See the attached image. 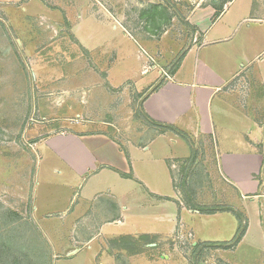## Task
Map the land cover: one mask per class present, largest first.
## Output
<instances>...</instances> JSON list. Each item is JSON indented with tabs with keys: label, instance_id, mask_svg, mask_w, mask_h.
Wrapping results in <instances>:
<instances>
[{
	"label": "crops",
	"instance_id": "obj_1",
	"mask_svg": "<svg viewBox=\"0 0 264 264\" xmlns=\"http://www.w3.org/2000/svg\"><path fill=\"white\" fill-rule=\"evenodd\" d=\"M174 1L191 6H182L181 14L194 30L195 44L185 50L178 69L143 96L140 110L154 123L183 132L192 146L147 121L112 124L100 119V106L106 108L113 97L100 87L103 78L83 62H77V126L39 142L43 152L28 197L30 218L41 226L54 210L58 226L70 227L73 248L61 251L70 262L82 246L89 248L94 242L108 256L104 264H119L116 251L126 250V243L136 239L169 252L179 235L188 233L193 257L197 245L233 239L238 226L233 211L242 216L244 227L233 264H256L259 251L242 248L252 223L264 243V124L259 121L264 117V67L252 64L264 53V0ZM236 3V10L226 17ZM103 13L106 19L124 14ZM234 18H240L237 25ZM240 25L246 30L239 43L233 34ZM171 45H163V53L174 48ZM234 52L242 54L240 61H234ZM178 141L190 148L187 155H176ZM153 146L156 151L148 156ZM192 153L195 160L188 169L183 206L176 182L181 179L180 165ZM56 178L61 184L51 188ZM170 187L174 197L166 193ZM189 202L231 212L200 214ZM203 248L196 255L207 249L224 260L230 255L223 247Z\"/></svg>",
	"mask_w": 264,
	"mask_h": 264
},
{
	"label": "rangeland",
	"instance_id": "obj_2",
	"mask_svg": "<svg viewBox=\"0 0 264 264\" xmlns=\"http://www.w3.org/2000/svg\"><path fill=\"white\" fill-rule=\"evenodd\" d=\"M182 6L191 9L188 3L174 0H0V264L107 262L98 242L82 246L77 259L68 261L61 251L73 248V236L70 227L58 226L54 210H49L52 216L41 226L31 220L28 197L43 152L39 142L77 126V62L103 78L100 87L113 97L106 108L100 106V119L112 124L147 123L140 110L143 96L161 84L179 56L195 44ZM237 6L231 5L226 17ZM104 11L124 14L106 19L101 15ZM245 28L240 25L233 34L235 42L240 43ZM167 43L174 48L165 54L162 46ZM234 53V61H240L242 54ZM252 64L264 67V53ZM259 121L264 124V117ZM155 151L153 146L148 156ZM189 152L183 141L177 142V156ZM49 184L56 188L61 178ZM178 189V201L186 206L188 191L185 186ZM174 191L170 187L166 193L174 197ZM248 232L242 251L257 249L256 264H264L261 231L252 223ZM130 243L122 252L115 250L119 264H233V253H239L235 246L226 247L229 263L213 249L192 257L191 248L186 250L179 242L171 244V252L151 249L137 239ZM106 245L112 249L111 243Z\"/></svg>",
	"mask_w": 264,
	"mask_h": 264
},
{
	"label": "trees",
	"instance_id": "obj_3",
	"mask_svg": "<svg viewBox=\"0 0 264 264\" xmlns=\"http://www.w3.org/2000/svg\"><path fill=\"white\" fill-rule=\"evenodd\" d=\"M183 56H184V54L179 56V58L177 59V62L173 68L174 71L176 69H178V67H179V65L183 59ZM144 117H145V120L147 122H149L150 124L169 129L171 132L176 134L180 139H182L187 145L192 146V142L183 132H181L178 129L173 128V127H168V126L166 127L164 125L156 124L153 121H151L150 119H148L146 116H144ZM194 160H195V155L193 154L190 159H187L184 161L185 166H183V167L181 166L182 167L181 168V181L179 184L180 189H183V187L185 186V181H186L188 169L193 164ZM189 207L191 208V210L196 211L200 214H214L217 212H225V211L231 212L230 210L225 209V208H202V207H198V206H195L192 202H189ZM231 213L235 216L237 224H238L237 230H236V233H235V236L233 237V239L228 243H207V244L197 245V246H195L194 251H193L194 256L196 255V253H200L204 249L203 247H205V248L206 247H212V248L223 247V248H226L229 246H236L239 243L241 237L243 236V232H244V227L242 225V223H243L242 222V216L239 213H236L233 211ZM126 244L130 245L131 243L129 242Z\"/></svg>",
	"mask_w": 264,
	"mask_h": 264
},
{
	"label": "built area",
	"instance_id": "obj_4",
	"mask_svg": "<svg viewBox=\"0 0 264 264\" xmlns=\"http://www.w3.org/2000/svg\"><path fill=\"white\" fill-rule=\"evenodd\" d=\"M191 239L192 236L189 233L187 234V237L184 234H180L178 241L181 247H184L186 250H188L189 247L191 248Z\"/></svg>",
	"mask_w": 264,
	"mask_h": 264
}]
</instances>
